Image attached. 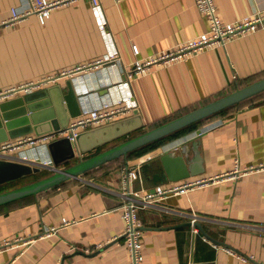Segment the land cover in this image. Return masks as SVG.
<instances>
[{
  "label": "crops",
  "instance_id": "1",
  "mask_svg": "<svg viewBox=\"0 0 264 264\" xmlns=\"http://www.w3.org/2000/svg\"><path fill=\"white\" fill-rule=\"evenodd\" d=\"M214 1L218 16L226 22L264 9V0ZM100 3L101 16L91 0H72L51 10L44 21L32 12L1 24L0 89L116 54L119 61L105 69L93 66L33 90L50 89L61 124L78 108L106 100L113 103L132 94L143 126L128 137L264 77V27H260L225 46H212L169 64H151L129 81L125 68L206 31L207 19L195 0ZM28 4V0H0V22ZM172 144L177 152L185 146L186 166L201 171L188 178L224 172L237 159L242 166L264 162V90L146 152L160 154L163 145ZM196 151L198 161L193 162ZM146 152L118 156L37 194L1 204L0 264H131L121 211L126 200L121 194L126 188L124 166L137 170L131 182L138 191L185 179L154 180L160 163L153 159L158 155L136 164ZM25 153L52 160L48 145ZM1 159L32 163L14 155ZM41 164L34 163L28 175L0 184V192L57 169ZM63 219L74 222L61 226ZM137 220L140 264H264V170L171 194L138 208ZM52 227L55 230L47 231ZM20 236L23 239L14 240ZM4 240L11 244H3Z\"/></svg>",
  "mask_w": 264,
  "mask_h": 264
},
{
  "label": "built area",
  "instance_id": "2",
  "mask_svg": "<svg viewBox=\"0 0 264 264\" xmlns=\"http://www.w3.org/2000/svg\"><path fill=\"white\" fill-rule=\"evenodd\" d=\"M71 1L72 0H28V6L21 10L15 8L12 16L1 21L0 25L13 23L17 19L23 18L32 12L37 15L40 21H44L55 7ZM91 3L99 16H101L100 0H91ZM195 4L207 19V30L155 56H150L145 60L134 62L130 69L125 68V74L129 81L145 73L151 64H169L176 60L185 59L188 56L212 46H225L230 40L254 32L260 27H264V9L254 11L237 20L226 22L221 20L218 16L214 0H195ZM101 22V26L104 27L103 19ZM135 51H137L136 47ZM116 61H119V56L112 54L107 57L97 58L86 64H79L73 68L61 70L57 74L43 76L39 80L26 81L16 86L2 88L0 89V101L10 98L20 91H24L23 93L33 91L34 88L46 84L48 81L54 80L59 76H72L76 73L80 75L82 72L87 71L88 68L99 65L102 69H105L109 64ZM136 108L137 105L132 94H126L124 97L116 98L113 103L106 100L98 105L81 107L79 113L70 118L67 124L62 128L42 134L27 133L0 141V158L14 155L17 158L31 161L32 163H42L41 165L43 166L55 169L57 167L51 164L49 159H40L38 156L31 157L25 152L39 146H46L50 141L60 137H68L71 140H75L80 132L118 120L131 114ZM166 147H168V145H163L159 151L163 152ZM95 152H97V150L93 149L90 152L86 151L79 155L80 158H85ZM155 153L156 150L144 153L136 160V164H141L147 158L155 155L157 156L158 152ZM124 170L126 188L121 193L123 197L126 198L121 204L122 216L125 219L123 236L130 250L131 264H140L142 255L140 254V224L137 220L138 208L149 206L171 194L185 192L191 188L223 180H236L249 172L264 170V162L258 165L242 166L237 159L232 168L213 176L199 178L187 177L177 183L157 184L145 191H138L132 185L131 179L137 177V170H135L134 165L129 166L127 164L124 166ZM73 222V220L63 219L60 225L66 226ZM194 222L195 219L192 220L193 224ZM193 228V230H197L196 227ZM51 230H55V227L49 228L47 231ZM20 239H23V236L14 238V240ZM3 244H11V240H4Z\"/></svg>",
  "mask_w": 264,
  "mask_h": 264
},
{
  "label": "water",
  "instance_id": "3",
  "mask_svg": "<svg viewBox=\"0 0 264 264\" xmlns=\"http://www.w3.org/2000/svg\"><path fill=\"white\" fill-rule=\"evenodd\" d=\"M262 90H264V77L128 137L127 135L143 126L137 109L133 114L124 118L84 130L78 134L75 140L68 137L52 140L48 143L52 154L50 163L54 164L57 169L42 178L0 192V205L58 185L118 156L128 157L131 151L162 138L189 123L239 103ZM49 96V88H40L0 101V141L27 133L42 134L57 129L61 125H66L69 118L64 123H60L56 108ZM79 110L80 108L73 112V116L78 114ZM201 131V128L196 129V133ZM118 139L120 140L116 144L106 149L98 150L85 158L78 157L80 153L89 149H99ZM173 146L174 144L166 147L153 159L161 166H158V171L152 174L154 180H177L200 171L186 166L184 154L187 148L185 146H182L179 152L173 150ZM76 157L79 158L77 161L68 164ZM194 161H198L197 151ZM33 165L34 163H21L0 158V184L32 173L35 166ZM62 165L65 166L58 168ZM143 167H147V164H144Z\"/></svg>",
  "mask_w": 264,
  "mask_h": 264
},
{
  "label": "trees",
  "instance_id": "4",
  "mask_svg": "<svg viewBox=\"0 0 264 264\" xmlns=\"http://www.w3.org/2000/svg\"><path fill=\"white\" fill-rule=\"evenodd\" d=\"M250 98V97H249ZM248 99V98H247ZM246 100V99H245ZM242 101H244V100H242ZM241 101V102H242ZM240 103V102H239ZM239 103H236V104H233V105H238ZM233 105H231V106H233ZM231 106H229V107H231ZM226 108H228V107H226ZM226 108H224V109H226ZM224 109H221V110H219V111H217V112H215V113H213V114H216V113H218V112H220V111H222V110H224ZM185 113V112H184ZM181 115V114H180ZM212 115V114H211ZM210 116V115H209ZM208 117V116H207ZM206 118V117H205ZM172 119V118H171ZM204 118H202V119H200V120H197V121H194V122H192V123H189V124H187V125H185V126H183V127H181V128H179V129H177V130H175V131H173V132H171V133H169V134H167V135H165L164 137H162V138H159V139H156V140H154V141H152V142H149V143H147V144H145V145H143V146H141V147H139L138 149H136V150H133V151H131L129 154H128V156L129 155H136V154H139V153H142V152H146V151H149L150 149H152V148H154L155 146H157L159 143H161V142H163L165 139H169V138H173V137H175V136H177V135H180V134H182V133H184V132H186V131H188V130H191V129H193V128H195L196 127V124L199 122V121H201V120H203ZM169 120V119H168ZM167 121V120H166ZM165 122V121H164ZM158 125V124H157ZM54 186H56V185H54ZM37 194V193H36ZM31 195H33V194H31ZM29 196V195H28ZM26 197V196H25ZM23 198V197H22Z\"/></svg>",
  "mask_w": 264,
  "mask_h": 264
},
{
  "label": "rangeland",
  "instance_id": "5",
  "mask_svg": "<svg viewBox=\"0 0 264 264\" xmlns=\"http://www.w3.org/2000/svg\"><path fill=\"white\" fill-rule=\"evenodd\" d=\"M142 131H144V130H139L138 132H136V133H134L133 135H135V134H137V133H140V132H142ZM118 141H115V142H112V143H114V144H116ZM112 143H110V144H108V145H104V146H101L99 149H97V151L98 150H103V149H106V148H108V147H110V146H112V145H114V144H112ZM75 162V161H74ZM131 165V164H130ZM29 179H25V180H23V181H21V182H19V183H22L23 182V184H24V182H26V181H28ZM18 183V185H21V184H19ZM28 183V182H27Z\"/></svg>",
  "mask_w": 264,
  "mask_h": 264
}]
</instances>
